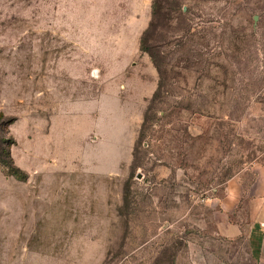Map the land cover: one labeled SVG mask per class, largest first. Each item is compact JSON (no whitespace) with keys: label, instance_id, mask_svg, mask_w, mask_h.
<instances>
[{"label":"rangeland","instance_id":"obj_1","mask_svg":"<svg viewBox=\"0 0 264 264\" xmlns=\"http://www.w3.org/2000/svg\"><path fill=\"white\" fill-rule=\"evenodd\" d=\"M153 1L0 0V264L248 263L215 225L264 161V0Z\"/></svg>","mask_w":264,"mask_h":264},{"label":"crops","instance_id":"obj_2","mask_svg":"<svg viewBox=\"0 0 264 264\" xmlns=\"http://www.w3.org/2000/svg\"><path fill=\"white\" fill-rule=\"evenodd\" d=\"M217 205L215 234L224 241L242 240L247 264H264V161L255 165L252 179L237 177L226 181Z\"/></svg>","mask_w":264,"mask_h":264},{"label":"trees","instance_id":"obj_3","mask_svg":"<svg viewBox=\"0 0 264 264\" xmlns=\"http://www.w3.org/2000/svg\"><path fill=\"white\" fill-rule=\"evenodd\" d=\"M156 2H157L156 0H154L152 2L153 13L157 9V3ZM144 34H145V32L143 33V35L140 38V44H141L140 49L141 50H143L142 47H144L143 46V43H144ZM155 94H156V92L153 93V97H154ZM1 151H2V153L6 152V155L8 156V152L5 151V149H3V150L1 149ZM4 162L6 163L7 172L9 174L13 175L15 178H17L19 180H24L25 179V177H26L25 173L22 172V170L19 167L14 166L13 163L11 162V159L10 158H8L7 161L4 160Z\"/></svg>","mask_w":264,"mask_h":264}]
</instances>
